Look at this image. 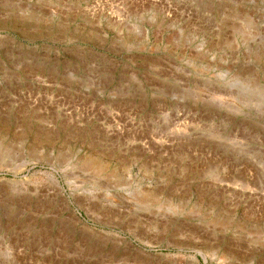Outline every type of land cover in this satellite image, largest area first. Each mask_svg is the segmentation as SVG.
I'll return each mask as SVG.
<instances>
[{
	"label": "rangeland",
	"instance_id": "1",
	"mask_svg": "<svg viewBox=\"0 0 264 264\" xmlns=\"http://www.w3.org/2000/svg\"><path fill=\"white\" fill-rule=\"evenodd\" d=\"M0 264H264V0H0Z\"/></svg>",
	"mask_w": 264,
	"mask_h": 264
}]
</instances>
